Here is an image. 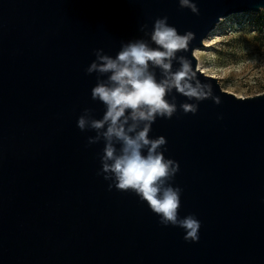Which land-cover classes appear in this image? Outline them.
Wrapping results in <instances>:
<instances>
[{
  "label": "water",
  "instance_id": "95a60500",
  "mask_svg": "<svg viewBox=\"0 0 264 264\" xmlns=\"http://www.w3.org/2000/svg\"><path fill=\"white\" fill-rule=\"evenodd\" d=\"M194 2L199 16L178 0H0V264H264V93L237 97L198 71L222 103L185 115L179 104L195 101L173 92L177 113L152 125L180 165L179 215L200 220L196 243L135 193L108 191L96 174L104 145L86 147L95 133L77 127L84 108L97 119L105 111L91 99L96 74L85 72L95 49L115 57L122 41L150 39L141 24L151 31L167 16L195 33L178 55L196 70L195 51L222 19L264 7Z\"/></svg>",
  "mask_w": 264,
  "mask_h": 264
},
{
  "label": "clouds",
  "instance_id": "9594fccd",
  "mask_svg": "<svg viewBox=\"0 0 264 264\" xmlns=\"http://www.w3.org/2000/svg\"><path fill=\"white\" fill-rule=\"evenodd\" d=\"M178 2L181 9L200 15L194 0ZM260 12L264 13V7ZM168 19L157 17L151 31L147 23L141 24L139 30L150 39L122 41L115 57L105 54L103 49L94 50L95 60L85 72L96 74L91 99L102 103L105 111L97 119L93 108H84L77 127L81 132L95 133L87 137L86 147L101 142L104 145L97 154L101 167L96 174L109 182L108 191L115 188L135 193L159 217L161 225L182 229L183 239L196 243L200 239V220L194 214L179 215L183 189L173 182L180 165L165 157L166 137L152 138L149 134L157 118L170 120L177 113L173 92L195 101L179 104L185 115H195L200 102L212 100L219 106L222 100L214 94L212 83L198 78L201 69L194 70L189 58L178 55L189 50L195 33L188 30L180 34ZM174 62L179 65L175 70ZM217 118L222 120L223 116Z\"/></svg>",
  "mask_w": 264,
  "mask_h": 264
},
{
  "label": "rangeland",
  "instance_id": "374dc122",
  "mask_svg": "<svg viewBox=\"0 0 264 264\" xmlns=\"http://www.w3.org/2000/svg\"><path fill=\"white\" fill-rule=\"evenodd\" d=\"M207 40L202 66L216 71L223 90L249 98L264 93V13L250 12L222 19Z\"/></svg>",
  "mask_w": 264,
  "mask_h": 264
},
{
  "label": "bare ground",
  "instance_id": "6f19581e",
  "mask_svg": "<svg viewBox=\"0 0 264 264\" xmlns=\"http://www.w3.org/2000/svg\"><path fill=\"white\" fill-rule=\"evenodd\" d=\"M217 29H218V27L215 30H217ZM211 35H212V33L209 35V37ZM209 37H207V40H208ZM207 40L204 41V46L205 47H208V45L206 44L207 43ZM201 54H202V52H200L199 50H196L195 51V54H194V55H196L195 57H196V59L198 61V67L201 69L200 71H202V73L205 74V75H207V76H210V77H213V78H216L217 80H219L220 78H219V76H217V74L215 73L216 71H214V69L210 68L209 66H202L201 65V62H200V56H201Z\"/></svg>",
  "mask_w": 264,
  "mask_h": 264
},
{
  "label": "built area",
  "instance_id": "2783aa9c",
  "mask_svg": "<svg viewBox=\"0 0 264 264\" xmlns=\"http://www.w3.org/2000/svg\"><path fill=\"white\" fill-rule=\"evenodd\" d=\"M220 82V81H219ZM220 85H221V83H220Z\"/></svg>",
  "mask_w": 264,
  "mask_h": 264
}]
</instances>
